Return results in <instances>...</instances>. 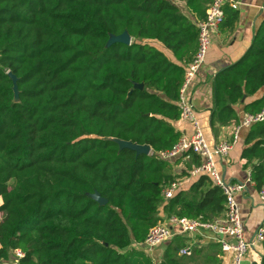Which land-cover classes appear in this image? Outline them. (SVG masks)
<instances>
[{
    "label": "trees",
    "instance_id": "1",
    "mask_svg": "<svg viewBox=\"0 0 264 264\" xmlns=\"http://www.w3.org/2000/svg\"><path fill=\"white\" fill-rule=\"evenodd\" d=\"M181 1L202 20L210 0ZM124 32L129 46L108 44ZM142 41L181 61L196 50L197 29L173 0H0L1 261L20 250L17 264H152L136 247L159 222L169 165L115 141L153 153L177 142L184 69ZM263 88L264 20L244 55L214 77L211 125L235 119L233 106ZM244 110H264V96ZM245 145L241 158L257 160L250 175L259 191L264 121ZM224 203L199 177L162 210L211 219Z\"/></svg>",
    "mask_w": 264,
    "mask_h": 264
},
{
    "label": "crops",
    "instance_id": "2",
    "mask_svg": "<svg viewBox=\"0 0 264 264\" xmlns=\"http://www.w3.org/2000/svg\"><path fill=\"white\" fill-rule=\"evenodd\" d=\"M239 6L234 10L235 17L231 16L232 10L225 8L226 15L219 32L212 36L211 46L206 56L205 64L199 72L197 78L189 89V100L195 110V116L202 130L204 138L210 147L222 141L230 140L234 127L241 121L245 114L244 108L247 104L264 96V88L252 97H243L233 106L235 119L224 126L218 124L211 125L210 109L212 106V83L216 74L237 62L250 47L254 35L264 20V0H238ZM181 13L189 21L196 25L199 21L192 15L181 0H173ZM232 11V12H231ZM155 49L161 51L172 63L183 67L189 62L194 51L189 53L183 60L178 61L172 52L156 41H142ZM176 132L181 135H189L192 132L191 126L181 121L172 122ZM248 129L242 130L240 141L228 154L226 159H217V167L225 180L228 182H244L251 173V165L257 160L247 163L241 158V153L248 146L245 145V138ZM169 165V173L172 181H180L179 191H187L196 179L188 178V171L199 164V159L193 154L178 158ZM171 181V182H172ZM255 184L247 186L243 194H237L235 201L239 209L244 227V237L246 241H251L257 229L264 226V208L258 199V191ZM178 191V192H179ZM2 199L0 197V205ZM159 207L158 218L162 221L166 217L162 207ZM224 213L213 217L222 220ZM141 251L152 264H231L232 255L222 252L220 244L211 236L174 235L168 242L160 245L151 252L142 247H136ZM182 248L190 250L188 255H179ZM264 253L262 244H255L244 256L242 264H259Z\"/></svg>",
    "mask_w": 264,
    "mask_h": 264
},
{
    "label": "built area",
    "instance_id": "3",
    "mask_svg": "<svg viewBox=\"0 0 264 264\" xmlns=\"http://www.w3.org/2000/svg\"><path fill=\"white\" fill-rule=\"evenodd\" d=\"M238 6V0H210L207 4L204 18L195 25L197 29L196 50L189 62L183 66L184 74L177 102L180 120L188 123L192 132L189 135H181L177 142L167 150L156 153L150 151V154H155L159 160L167 163L189 154L197 156L199 164L188 171V178L206 177L221 189L225 196L224 217L222 220H216L212 217L211 219H204L202 217L187 218L166 215L162 221L148 230L142 243L137 244V247H142L148 252L168 242L174 235L211 236L220 244L222 252L232 255L231 264H242L246 253L255 244H262L264 241V226L257 229L251 241L245 240L243 223L235 201L237 194H243L247 190V186L254 184L251 175L248 174L244 182H228L219 171L216 162L217 159L227 158L240 141L242 130L249 129L252 125L264 121V110L256 114H245L234 127L230 140L222 141L210 147L198 124L195 110L188 95L189 89L205 64L212 36L219 32L225 19V8L237 10ZM180 187V181L169 183L161 192L162 203L172 199ZM258 199L264 208V184L258 191ZM189 252L188 248H182L178 251L179 255H188ZM22 257L23 254L20 250H15L12 253L11 261L0 260V264H17V261Z\"/></svg>",
    "mask_w": 264,
    "mask_h": 264
},
{
    "label": "water",
    "instance_id": "4",
    "mask_svg": "<svg viewBox=\"0 0 264 264\" xmlns=\"http://www.w3.org/2000/svg\"><path fill=\"white\" fill-rule=\"evenodd\" d=\"M114 43H122L126 46H129L131 44V38L126 32H124L119 36H112L109 39V42H108L109 45L114 44ZM8 75L13 81V92L15 96H17L16 78L10 73ZM135 87L142 89L143 85L142 84L135 85ZM115 142L119 145L120 149H123V148L129 149L135 152L137 155H149L151 151V148L149 146H139V145H135L129 142H122V141H115ZM91 197L101 205H104L107 202V200L101 198L97 193H95Z\"/></svg>",
    "mask_w": 264,
    "mask_h": 264
},
{
    "label": "rangeland",
    "instance_id": "5",
    "mask_svg": "<svg viewBox=\"0 0 264 264\" xmlns=\"http://www.w3.org/2000/svg\"><path fill=\"white\" fill-rule=\"evenodd\" d=\"M105 205V204H104ZM165 264H170V263H165Z\"/></svg>",
    "mask_w": 264,
    "mask_h": 264
},
{
    "label": "bare ground",
    "instance_id": "6",
    "mask_svg": "<svg viewBox=\"0 0 264 264\" xmlns=\"http://www.w3.org/2000/svg\"><path fill=\"white\" fill-rule=\"evenodd\" d=\"M107 203V202H106Z\"/></svg>",
    "mask_w": 264,
    "mask_h": 264
}]
</instances>
